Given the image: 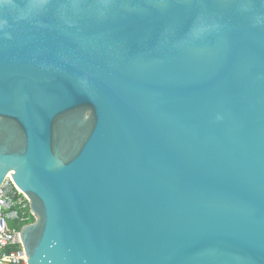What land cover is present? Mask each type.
<instances>
[{"label":"water","instance_id":"obj_1","mask_svg":"<svg viewBox=\"0 0 264 264\" xmlns=\"http://www.w3.org/2000/svg\"><path fill=\"white\" fill-rule=\"evenodd\" d=\"M8 174L27 264H264V0H3Z\"/></svg>","mask_w":264,"mask_h":264},{"label":"built area","instance_id":"obj_2","mask_svg":"<svg viewBox=\"0 0 264 264\" xmlns=\"http://www.w3.org/2000/svg\"><path fill=\"white\" fill-rule=\"evenodd\" d=\"M10 179L7 176L0 187V264H27L19 230L21 223L29 218L25 215L28 201ZM18 194H22L26 202L17 199ZM29 214L32 215L30 211Z\"/></svg>","mask_w":264,"mask_h":264},{"label":"trees","instance_id":"obj_3","mask_svg":"<svg viewBox=\"0 0 264 264\" xmlns=\"http://www.w3.org/2000/svg\"><path fill=\"white\" fill-rule=\"evenodd\" d=\"M16 198H17V199H21V200H23V201L26 202V199L23 197L22 194H18ZM25 210H26L25 215H26L27 217L29 216V218H28L26 221L23 222L24 224H25V223H28V222H32V221L34 220V217H33L32 215L29 214V205L25 208Z\"/></svg>","mask_w":264,"mask_h":264},{"label":"snow or ice","instance_id":"obj_4","mask_svg":"<svg viewBox=\"0 0 264 264\" xmlns=\"http://www.w3.org/2000/svg\"><path fill=\"white\" fill-rule=\"evenodd\" d=\"M3 2V0H0V3H2Z\"/></svg>","mask_w":264,"mask_h":264},{"label":"rangeland","instance_id":"obj_5","mask_svg":"<svg viewBox=\"0 0 264 264\" xmlns=\"http://www.w3.org/2000/svg\"><path fill=\"white\" fill-rule=\"evenodd\" d=\"M11 178V177H10ZM11 180V179H10ZM18 189V188H17ZM24 224V223H21V225Z\"/></svg>","mask_w":264,"mask_h":264},{"label":"bare ground","instance_id":"obj_6","mask_svg":"<svg viewBox=\"0 0 264 264\" xmlns=\"http://www.w3.org/2000/svg\"><path fill=\"white\" fill-rule=\"evenodd\" d=\"M7 176H9V177H10V174H8Z\"/></svg>","mask_w":264,"mask_h":264}]
</instances>
